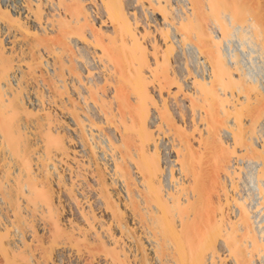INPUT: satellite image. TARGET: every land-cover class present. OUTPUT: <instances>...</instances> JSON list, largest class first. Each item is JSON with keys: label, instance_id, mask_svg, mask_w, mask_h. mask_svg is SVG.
Returning a JSON list of instances; mask_svg holds the SVG:
<instances>
[{"label": "bare ground", "instance_id": "1", "mask_svg": "<svg viewBox=\"0 0 264 264\" xmlns=\"http://www.w3.org/2000/svg\"><path fill=\"white\" fill-rule=\"evenodd\" d=\"M0 264H264V0H0Z\"/></svg>", "mask_w": 264, "mask_h": 264}]
</instances>
